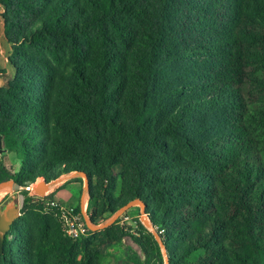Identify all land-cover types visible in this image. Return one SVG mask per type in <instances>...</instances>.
<instances>
[{
	"label": "trees",
	"instance_id": "trees-1",
	"mask_svg": "<svg viewBox=\"0 0 264 264\" xmlns=\"http://www.w3.org/2000/svg\"><path fill=\"white\" fill-rule=\"evenodd\" d=\"M0 19V182L82 174L91 224L140 200L165 232L71 239L27 198L0 264H102L125 241L114 264H264V0H0Z\"/></svg>",
	"mask_w": 264,
	"mask_h": 264
},
{
	"label": "rangeland",
	"instance_id": "rangeland-1",
	"mask_svg": "<svg viewBox=\"0 0 264 264\" xmlns=\"http://www.w3.org/2000/svg\"><path fill=\"white\" fill-rule=\"evenodd\" d=\"M12 53V47L9 43H7L5 38L3 20L0 19V87L6 86L8 82H10L14 77V72L10 66V57H12ZM4 162L11 174L17 175L21 172L23 161L18 154L7 153L6 157L4 158ZM59 174L60 176L55 180L45 181L43 178L35 180L26 189L28 191L26 197L21 194V191H23L22 189H16L14 190L16 192L13 193H7V190H2L0 193V203H17L20 213L19 218H21L23 216V205L25 204L27 198L31 199V203L33 204H38L42 201L44 209H49L46 206L47 202L49 201H55L60 206L75 208L76 206L83 205L87 198L89 200V184L88 182L87 184L85 183L82 176L79 174L76 175V173L63 174L60 172ZM77 178H81L82 181L80 182L76 180ZM42 180L47 187V192H45V196L40 197L38 195V190L40 187H43L42 185L39 186ZM48 196H52V199L46 200ZM88 205L89 206L87 209L89 212H91L94 208V205L90 202ZM142 210L143 209L140 204L129 203L127 206L117 211L113 216L109 217L99 225H96L97 227L94 225V230L100 231L106 227H109L110 225H113L114 222L118 220L115 224L116 227H118L120 230L123 229V231L127 232L129 235L138 237V235H140L141 228L138 226L136 220L138 219L140 213H142ZM143 222L147 223V220L143 218ZM7 234L8 233L5 234V237ZM6 240L8 243H13L14 234L9 233ZM128 241L130 240L128 239ZM128 246L133 248L135 251H140L139 247L132 241H125L120 245H111V247L108 246L107 248L103 249L101 263L114 264L116 259L124 258L127 256L126 247ZM162 250L165 254L164 249Z\"/></svg>",
	"mask_w": 264,
	"mask_h": 264
},
{
	"label": "built area",
	"instance_id": "built-area-1",
	"mask_svg": "<svg viewBox=\"0 0 264 264\" xmlns=\"http://www.w3.org/2000/svg\"><path fill=\"white\" fill-rule=\"evenodd\" d=\"M46 206L54 211V214L59 219L61 228L66 237L77 239L87 236L90 230H94L89 225L86 202L84 203L80 213H77L74 208L60 206L55 201L47 202ZM143 218L147 220V223L149 224L148 227L144 224ZM138 220L150 233L155 232L158 237L165 235L163 229L154 226L150 222L147 213L145 215L140 213Z\"/></svg>",
	"mask_w": 264,
	"mask_h": 264
},
{
	"label": "water",
	"instance_id": "water-1",
	"mask_svg": "<svg viewBox=\"0 0 264 264\" xmlns=\"http://www.w3.org/2000/svg\"><path fill=\"white\" fill-rule=\"evenodd\" d=\"M1 108V107H0ZM6 149L3 146V142H2V137L0 135V157L6 153ZM77 175V173H76ZM81 176L84 178L85 183L87 184V178L81 174ZM43 186L40 187L38 190V195L40 197L45 196V192H47V187L45 186V183L43 182V180L41 181V184L39 186ZM18 187L19 189L24 190L21 186H19L14 180H5V181H1L0 182V190H7V193H13L16 192L14 191L12 188L13 187ZM131 203H137L140 204L142 206V213L143 215L146 214V205L140 201V200H136L134 202ZM130 203V204H131ZM20 217V213H19V206L17 203L11 202V203H7L4 208H0V254L3 253V244H4V240H5V234L10 230V226L13 224L14 221H16L18 218ZM147 217V216H145ZM147 227L149 226L148 223H144ZM89 225L90 227H92L94 229V225L90 223L89 221ZM97 227V226H96ZM152 235L154 236V238L158 241L159 237L155 232H152ZM167 264V262H166Z\"/></svg>",
	"mask_w": 264,
	"mask_h": 264
},
{
	"label": "crops",
	"instance_id": "crops-1",
	"mask_svg": "<svg viewBox=\"0 0 264 264\" xmlns=\"http://www.w3.org/2000/svg\"><path fill=\"white\" fill-rule=\"evenodd\" d=\"M85 202H86V206H87V208H88V198L86 199ZM83 205H84V204H83ZM83 205L80 206V209H81V210H82ZM113 246H114V245H113ZM107 247H108V246H107ZM107 247H106V248H107ZM109 247H111V246H109Z\"/></svg>",
	"mask_w": 264,
	"mask_h": 264
},
{
	"label": "flooded vegetation",
	"instance_id": "flooded-vegetation-1",
	"mask_svg": "<svg viewBox=\"0 0 264 264\" xmlns=\"http://www.w3.org/2000/svg\"><path fill=\"white\" fill-rule=\"evenodd\" d=\"M7 203H0V208H4V206L6 205ZM12 226V225H11ZM10 226V228H11ZM10 231V230H9ZM8 233V232H7Z\"/></svg>",
	"mask_w": 264,
	"mask_h": 264
},
{
	"label": "bare ground",
	"instance_id": "bare-ground-1",
	"mask_svg": "<svg viewBox=\"0 0 264 264\" xmlns=\"http://www.w3.org/2000/svg\"><path fill=\"white\" fill-rule=\"evenodd\" d=\"M19 189L18 187H13V190ZM2 192V190H0V193Z\"/></svg>",
	"mask_w": 264,
	"mask_h": 264
}]
</instances>
